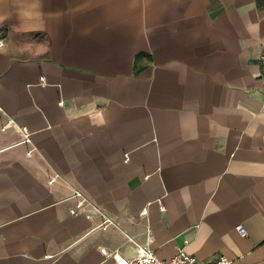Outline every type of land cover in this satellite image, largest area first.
Returning a JSON list of instances; mask_svg holds the SVG:
<instances>
[{"label": "crops", "instance_id": "0c3cea01", "mask_svg": "<svg viewBox=\"0 0 264 264\" xmlns=\"http://www.w3.org/2000/svg\"><path fill=\"white\" fill-rule=\"evenodd\" d=\"M0 34V264H264V0H0Z\"/></svg>", "mask_w": 264, "mask_h": 264}, {"label": "built area", "instance_id": "2783aa9c", "mask_svg": "<svg viewBox=\"0 0 264 264\" xmlns=\"http://www.w3.org/2000/svg\"><path fill=\"white\" fill-rule=\"evenodd\" d=\"M5 38L0 34V47L5 44ZM1 109V106H0ZM23 140L30 141V131L28 126L24 125L21 127ZM72 196L76 199V204L71 208V212H83L87 217H91L92 214L99 209L85 196L84 192L75 188ZM148 206H145L142 210V214L148 213ZM106 221L109 218L105 219ZM238 229L240 232L245 233L244 228L239 224ZM139 248V253L131 258H124L120 256L118 251H109L106 247H101V251L106 256H112L118 260L119 264H234V259L225 255L218 254L217 256L209 259H202L198 256L188 252L185 246H179L177 253L172 257L163 259L160 258L155 251L148 244H140L135 241Z\"/></svg>", "mask_w": 264, "mask_h": 264}, {"label": "rangeland", "instance_id": "374dc122", "mask_svg": "<svg viewBox=\"0 0 264 264\" xmlns=\"http://www.w3.org/2000/svg\"><path fill=\"white\" fill-rule=\"evenodd\" d=\"M261 66H262V73L264 74V53L261 57Z\"/></svg>", "mask_w": 264, "mask_h": 264}]
</instances>
